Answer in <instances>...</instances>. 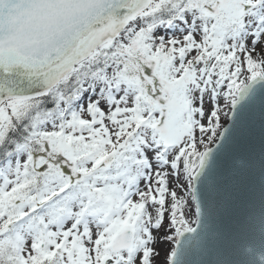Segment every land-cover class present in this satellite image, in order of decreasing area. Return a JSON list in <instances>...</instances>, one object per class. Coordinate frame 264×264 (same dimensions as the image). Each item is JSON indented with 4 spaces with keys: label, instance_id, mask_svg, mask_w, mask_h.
I'll list each match as a JSON object with an SVG mask.
<instances>
[{
    "label": "snow or ice",
    "instance_id": "1",
    "mask_svg": "<svg viewBox=\"0 0 264 264\" xmlns=\"http://www.w3.org/2000/svg\"><path fill=\"white\" fill-rule=\"evenodd\" d=\"M0 264H264V0H0Z\"/></svg>",
    "mask_w": 264,
    "mask_h": 264
}]
</instances>
